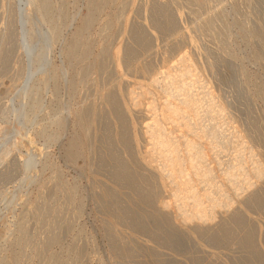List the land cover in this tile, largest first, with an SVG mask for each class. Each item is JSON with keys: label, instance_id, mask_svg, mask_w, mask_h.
I'll use <instances>...</instances> for the list:
<instances>
[{"label": "rangeland", "instance_id": "1", "mask_svg": "<svg viewBox=\"0 0 264 264\" xmlns=\"http://www.w3.org/2000/svg\"><path fill=\"white\" fill-rule=\"evenodd\" d=\"M153 1L168 3L169 15L179 16L177 29L192 41L179 49H195L204 81L236 122L244 161L258 159L264 166V0H96L101 8L86 29L89 0H48L44 10L36 1L0 0V50L9 52L0 63V264H264V177L240 185L239 197L225 185L232 200L215 208L217 219L205 230L180 217L168 222L155 214L159 199L142 202L115 177L116 165L129 163L134 170L133 159L142 156L139 120H131L135 136L126 138L133 151L114 137L106 114L94 116L89 135L75 124L85 105L99 110L109 83L107 73L93 69V56L81 57L85 46L93 55L107 50L114 79L123 72L114 65L115 51L122 54L137 26H152L159 37L153 66L164 55L178 54L161 49L176 30L155 28L161 18ZM79 29L82 46L70 55ZM213 118L204 114L201 123L217 132L206 163L219 187L217 163L229 161L240 146L223 141L230 127ZM255 193L260 201H247ZM232 212L240 214L238 223L229 217ZM247 232L250 247L242 243Z\"/></svg>", "mask_w": 264, "mask_h": 264}, {"label": "bare ground", "instance_id": "2", "mask_svg": "<svg viewBox=\"0 0 264 264\" xmlns=\"http://www.w3.org/2000/svg\"><path fill=\"white\" fill-rule=\"evenodd\" d=\"M28 1L30 5L36 1V7L40 10H44L46 5L45 2L48 0ZM89 4L90 11L84 19L82 29H86L92 24L95 13L101 8V3H97L96 0H89ZM169 7L168 3L156 1L152 3V10L153 12L155 11L156 14L159 13V17L161 18L159 22L163 25L161 26L159 23V26L157 23L155 28H162V30L164 28L169 32L178 30L177 32L174 31V34L171 32L172 35L170 33L171 39L170 37L167 38L165 47L161 48L165 53L178 49V54L172 58L168 55H164L160 59V66H153V61L159 55V49L156 44L157 38L159 37L155 34L154 27L152 26L147 27L141 25L137 26V28H132L133 30L130 32L129 37L130 41L124 46L122 54H120L119 50L115 51L114 65L118 69H123L122 74L115 79L111 76L112 66L107 56V50L93 55L89 47H84L80 53L81 57L88 59L93 56V69L102 70L107 73L109 83L108 87L104 90L99 110H97L95 105H85L76 113L75 124L85 132V135H89L96 121L94 116L106 114L111 120L109 124L112 123L115 126L116 131L114 132V137L116 139L119 138V140L123 142L124 148L131 150L133 148V143L132 146L131 144L129 145V141L127 142L126 138L131 140V138L133 139L135 136V134H133V128H131V123H133L131 120H139L138 136L145 144L142 156L140 159H133L132 164L134 170L131 169L132 167L129 163L116 165L115 177L119 181H123L129 185L133 195L138 200L149 203L159 199L157 206H155L156 215L164 216L165 220L167 219L168 222L180 217L184 223L193 222L195 229L205 230L204 225H208V223H210L209 221L215 217H213L215 214L214 210H216L222 202H226V206H228V203L232 200L229 201V196L226 193L227 191L225 192L222 188H224L225 185L230 186L231 189H233L232 191H234V195L236 194L238 196L239 194H237V191L242 187H240V185L250 184L249 181H251V177L254 179H263L264 166L258 159L250 158L248 162L247 160L244 161L242 155L246 153L244 152L245 146L240 140L239 131L234 126L236 122L233 125L234 120L231 121L226 114L228 109L225 111L224 105L216 101L215 94L211 88L208 87L207 82L204 81L200 67L195 60V49H189V51H181L179 49L181 44L186 41L192 44V41L185 31L177 29L179 16L178 18L175 14L170 16V13L167 12ZM54 29L52 31L55 32ZM81 31L82 30L79 29L71 40L69 45L70 55L73 52L75 53L79 46H82V41L79 39ZM26 33L27 32L24 34ZM6 36H8V34L6 35L5 33L3 38ZM22 43L27 47L31 46L29 43ZM6 51L5 49L0 50V63L3 62L5 55L9 53H6ZM29 54H31L30 51ZM52 72L54 77V71L52 70ZM33 90L37 91L36 89ZM32 94L34 96L36 93ZM32 94H30V96ZM204 114H210L211 117L214 118L219 117L220 120L223 119L224 123L230 127L229 130H231L228 132V136L224 137L223 141L226 140L227 145L231 143L236 144L237 147L240 146L238 149H234L233 155L229 161L224 163L216 162L219 172V174H217V179L219 178L218 182L220 183L219 187H217L218 184L214 182L216 175L213 168L209 167L206 163V151L212 148L214 139L216 140L217 132L214 131L209 133L207 132V128L205 129V126L203 127L202 123L204 121L202 123L201 121ZM224 134H226V132ZM214 144L216 143L214 142ZM75 146L76 141H73L71 143V149ZM221 148L222 150L224 149L223 145ZM216 154H220V152ZM215 160H217V155ZM221 161H223V159ZM248 188L247 186L245 187L246 190H248ZM213 189H215V191L212 192ZM243 192L244 189L242 190V193ZM103 195L108 199L113 198L108 191H103ZM241 195L242 194H240V196ZM170 197L172 202L166 201V199ZM247 201L258 203L260 198L258 194L255 193L250 196L248 195ZM205 203H208V206H205L207 205ZM172 205L175 208V212L172 211ZM122 217L123 216L118 215V219L122 220ZM229 217H231L234 222L237 221L238 223L240 214L232 212V214H229ZM135 226L138 227L140 224ZM208 227L209 226H207V228ZM242 243L249 247L251 246V237L248 232L244 234ZM252 256L254 257L253 254Z\"/></svg>", "mask_w": 264, "mask_h": 264}]
</instances>
